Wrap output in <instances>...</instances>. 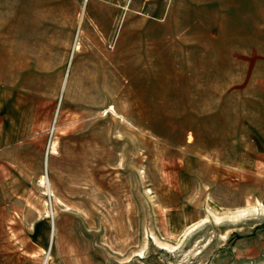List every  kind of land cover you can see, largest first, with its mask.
I'll use <instances>...</instances> for the list:
<instances>
[{
  "label": "rangeland",
  "instance_id": "rangeland-1",
  "mask_svg": "<svg viewBox=\"0 0 264 264\" xmlns=\"http://www.w3.org/2000/svg\"><path fill=\"white\" fill-rule=\"evenodd\" d=\"M0 88L52 145L0 264H264V0H0Z\"/></svg>",
  "mask_w": 264,
  "mask_h": 264
},
{
  "label": "crops",
  "instance_id": "crops-1",
  "mask_svg": "<svg viewBox=\"0 0 264 264\" xmlns=\"http://www.w3.org/2000/svg\"><path fill=\"white\" fill-rule=\"evenodd\" d=\"M22 104L25 105L21 100L18 102L14 89L10 94L0 88V216L7 218L44 216L43 207H34L29 186L40 185L37 193L42 201L45 195L42 184L46 179L42 171L45 161L48 166L52 145L48 131L34 129L31 119L17 117ZM45 186L51 192L48 183ZM249 253L260 254L255 250Z\"/></svg>",
  "mask_w": 264,
  "mask_h": 264
},
{
  "label": "bare ground",
  "instance_id": "bare-ground-1",
  "mask_svg": "<svg viewBox=\"0 0 264 264\" xmlns=\"http://www.w3.org/2000/svg\"><path fill=\"white\" fill-rule=\"evenodd\" d=\"M43 181H44V184L47 185V183H48V182H47V179L44 178ZM46 182H47V183H46ZM48 187H49V189H50V185H49V183H48ZM243 212H244V211H243ZM243 212H242V213H243ZM245 214H246V213H245ZM242 215H244V213H243ZM235 216H236V215H235Z\"/></svg>",
  "mask_w": 264,
  "mask_h": 264
},
{
  "label": "built area",
  "instance_id": "built-area-1",
  "mask_svg": "<svg viewBox=\"0 0 264 264\" xmlns=\"http://www.w3.org/2000/svg\"><path fill=\"white\" fill-rule=\"evenodd\" d=\"M88 1V0H87Z\"/></svg>",
  "mask_w": 264,
  "mask_h": 264
}]
</instances>
